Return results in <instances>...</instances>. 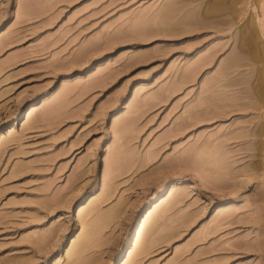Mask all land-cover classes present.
Segmentation results:
<instances>
[{"label":"rangeland","instance_id":"1","mask_svg":"<svg viewBox=\"0 0 264 264\" xmlns=\"http://www.w3.org/2000/svg\"><path fill=\"white\" fill-rule=\"evenodd\" d=\"M170 1L0 0V264L120 263L172 180L128 264H264V0Z\"/></svg>","mask_w":264,"mask_h":264},{"label":"bare ground","instance_id":"2","mask_svg":"<svg viewBox=\"0 0 264 264\" xmlns=\"http://www.w3.org/2000/svg\"><path fill=\"white\" fill-rule=\"evenodd\" d=\"M185 0H173V1H170V2H168L167 3V5L165 6V11H167V12H170V11H173L175 8H176V6L178 5V4H180V3H182V2H184ZM260 6H262V8H263V11H262V14L264 15V3L262 2V3H260ZM203 11V10H202ZM201 12V11H200ZM200 12H196L195 10H189L188 12H186V15H183L184 17H183V19H181L180 21H183V20H185V21H187V20H196L198 17H202V15H204V13L202 12V13H200ZM166 15V14H165ZM160 17V22H161V19H162V17H163V19H164V15H160V16H158V18ZM166 17V16H165ZM165 19H169V18H165ZM163 20L162 22H163V24H164V27H166L165 28V30L167 31V32H172L175 28H176V26L178 25V24H180V22H177V21H175V22H172V21H167V20ZM231 19V18H230ZM177 22V23H176ZM182 23H187V22H182ZM161 24V23H160ZM162 25V24H161ZM254 26H256V25H254ZM163 27V26H162ZM255 32H256V34L259 36V34H258V32H260V33H262V35L264 36V20L261 22L260 21V23L258 24V27L256 28V31H255V28H254V30H253V28H250L249 30H248V33L250 34V35H252V36H254V34H255ZM249 35V36H250ZM240 40V39H239ZM238 50V49H237ZM239 52V53H238ZM236 54H234V55H231V56H229V58H228V62H227V65L225 64V66H227V68L228 67H232V66H234V65H237L238 63H240V61H241V55H240V52H241V50L239 49V51H238ZM246 52V51H245ZM260 54V53H259ZM261 56V54L259 55V57ZM264 56V55H263ZM262 57V56H261ZM263 75V74H262ZM245 79L246 78H242V79H240L241 81L240 82H245ZM255 82V81H254ZM253 82V83H254ZM249 89H250V87H249ZM255 98V97H254ZM261 98V97H260ZM259 101H264L262 98H261V100H259L258 99V102ZM256 103V102H255ZM257 104V103H256ZM261 105H259V104H257V109L258 108H260L261 106H263V104L264 103H260ZM36 109V107H35V104L34 103H31L28 107H27V109H26V113H27V115L29 116L34 110ZM264 114V113H263ZM263 116V118H264V115H262ZM260 116L258 115V118H259ZM259 121V120H258ZM263 121V120H262ZM252 135H254V136H261V135H263L264 134V122H257V124H255V127H254V129H253V131H252V133H251ZM257 144H255V146H256ZM254 146V147H255ZM101 179H102V182L104 183V184H106L105 183V181H106V179H107V177H106V174H105V171H103V173H102V177H101ZM177 181L178 180H172V181H170V183H169V186L171 185V188L169 189V190H166V191H164L163 193L161 192L151 203H150V205H148V207L147 208H145L142 212H141V214H140V216L138 217V219L136 220V222L133 224V226H132V228H131V231H130V234H129V238H128V247L130 248V250H129V252L126 254L127 256H126V258L123 260V261H121L119 264H128V262L130 261L129 259L131 258V256H132V254H133V252L136 250V249H138L139 247L141 248V246L144 248L145 246H147L148 247V245H147V242H143V245L141 244V237H142V235H143V232H144V230H145V228H146V225L148 224V221H150V219L154 216V214H155V212L156 211H158V208H160L162 205H164V202L168 199V198H170L171 196H172V194H173V192H172V188L177 184ZM103 186V185H102ZM93 200H95L94 199V197H90L89 198V200L87 201V204H90V203H93ZM82 211H83V208L82 207H80L79 208V210H78V212L79 213H81V217L83 216L82 215ZM116 212V211H115ZM114 211H113V213H106V216H105V218H103L104 219V221L102 222V224L103 225H105L106 224V222L109 220V218H111V217H113L112 215L115 213ZM83 214H84V212H83ZM80 215H78V217H79ZM156 216V215H155ZM100 216H99V220H100ZM215 218H216V216H215ZM81 219V218H80ZM102 219V220H103ZM154 220H156V219H154ZM98 221V220H97ZM100 223H101V220H100ZM81 225L83 226L84 225V222H82L81 221ZM88 231H90L89 229H88ZM95 232V231H94ZM93 231H90L86 236H85V238H87V237H89V236H91V235H93V233H94ZM161 235V234H160ZM166 235V234H165ZM96 236V235H95ZM164 236V235H163ZM77 237V236H76ZM80 239V238H79ZM87 240V239H86ZM85 240V241H86ZM90 240V239H89ZM93 240V239H92ZM73 242H74V239H73ZM75 243V242H74ZM72 244L73 245V247H74V251H73V249L71 250L70 249V251H72V253H70V251H68L69 252V254H68V256H70V254H74V255H79L80 253H81V251L83 250V247L82 246H80L79 245V247H77L76 246V249H75V245H77V244ZM87 244H89V243H87ZM99 244V243H98ZM71 245V244H70ZM95 245V244H94ZM88 246H90L91 247V245L89 244ZM92 247H93V244H92ZM71 248H72V246H71ZM88 249V248H87ZM69 250V249H68ZM144 251V250H143ZM82 259V258H81ZM73 260H74V258H73ZM90 260L88 259V261L87 260H84V261H82L81 262V264H88V263H90L89 262Z\"/></svg>","mask_w":264,"mask_h":264},{"label":"snow or ice","instance_id":"3","mask_svg":"<svg viewBox=\"0 0 264 264\" xmlns=\"http://www.w3.org/2000/svg\"><path fill=\"white\" fill-rule=\"evenodd\" d=\"M115 264H119V260H117V261L115 262Z\"/></svg>","mask_w":264,"mask_h":264}]
</instances>
